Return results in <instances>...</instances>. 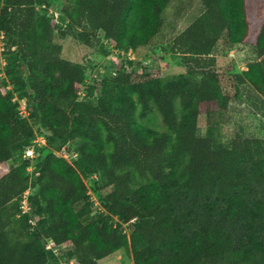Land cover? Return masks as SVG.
I'll return each instance as SVG.
<instances>
[{
  "label": "trees",
  "instance_id": "trees-1",
  "mask_svg": "<svg viewBox=\"0 0 264 264\" xmlns=\"http://www.w3.org/2000/svg\"><path fill=\"white\" fill-rule=\"evenodd\" d=\"M47 1L0 0L12 56L6 75L32 98L31 120L49 132L33 163L25 150L34 127L0 86V264H101L127 246L135 264H264V137L239 133L226 145L216 133L244 83L264 96V9L254 40L259 58L247 69H227L216 53L249 36L247 1L202 0L204 11L174 39L181 63L200 77H152L148 68L140 77L130 60L100 74L92 101L80 98L87 65L51 51L56 24L72 26L82 44L103 31L115 48L137 51L159 33L170 0H66L58 18L40 13ZM151 101L168 130L135 121L137 104L146 112ZM201 113L206 135L198 134ZM69 141L80 152L76 164L54 152ZM95 172L105 210L95 208L84 180ZM31 188L37 192L23 212ZM50 239L72 248L59 255ZM56 257L64 261L52 263Z\"/></svg>",
  "mask_w": 264,
  "mask_h": 264
},
{
  "label": "rangeland",
  "instance_id": "rangeland-1",
  "mask_svg": "<svg viewBox=\"0 0 264 264\" xmlns=\"http://www.w3.org/2000/svg\"><path fill=\"white\" fill-rule=\"evenodd\" d=\"M248 8V19L250 21V33L246 40L242 43L233 45V56L228 52L226 47L229 43L220 44L216 53L224 58L222 64L232 71H243L248 68V63L259 58L256 46L254 43L255 36L258 30L259 10L264 9V0H246ZM66 0H48L46 3L38 4L40 13H46L49 16L56 17L60 15ZM205 5L202 0H170L166 5L162 19L163 24L159 33L148 44L140 46L137 51L123 50L115 48L112 42L104 37V32L99 31L96 36H93L89 45L82 44L73 33L72 26L66 27L62 23H57L52 33V42L54 47L51 49L53 55L69 59L73 62L86 64L90 69L87 80L81 88L80 98H88L96 101L98 93H100L103 83V78L100 74H110L122 62L128 64L133 61L136 73L142 77L145 68L152 77L170 78L178 75H186L198 77L188 71V67L181 63L182 54L174 46L175 37L185 30L192 22L204 11ZM7 38V37H6ZM5 48H0V72L2 71L3 63H10L12 60L11 53L8 49V41L5 40ZM232 59L228 62L226 59ZM25 77H28V69L24 70ZM200 77V76H199ZM97 84V90L90 96V86ZM7 84L9 90L14 94L13 100L26 99L29 118L36 135H49L48 130L40 124L34 122L30 118L29 106L32 105V98L29 94H25L20 86L14 85L7 79L0 76V86ZM29 89V88H28ZM29 93H32L29 90ZM19 106L20 103L18 102ZM151 108L146 112L141 111V104H137L135 112V121L142 128L155 129L157 131L168 130V127L159 111L156 103L151 101ZM18 106V110H19ZM231 118L218 130L217 137L224 144L229 145L233 137L237 134L250 136L264 137V96L249 82L241 86V93L238 97L230 101ZM180 109V103H178ZM20 114V112H19ZM21 116V115H20ZM22 117V116H21ZM47 130V131H46ZM207 133V114L201 113L198 122V134L206 135ZM9 163L13 164L12 160ZM112 188L106 187L103 192H108ZM30 193H36L37 189H29ZM80 204L77 205L80 208ZM131 228V225H128ZM71 246L58 245L57 252L63 255L71 249ZM64 259L55 258L52 263L62 262ZM101 264H135L134 254L131 246L122 248L113 254L100 259Z\"/></svg>",
  "mask_w": 264,
  "mask_h": 264
},
{
  "label": "built area",
  "instance_id": "built-area-1",
  "mask_svg": "<svg viewBox=\"0 0 264 264\" xmlns=\"http://www.w3.org/2000/svg\"><path fill=\"white\" fill-rule=\"evenodd\" d=\"M56 17L57 18L59 17L58 13H57ZM5 40H6V33L0 27V48L1 49L5 48L4 47L5 46ZM230 54L233 56L234 51L231 50ZM6 64H7L6 62L3 63V67H2V71L0 72V76H2V78H5L8 80V77H7L6 72H5ZM16 99H17V97H16ZM18 102L20 103V106H19L20 115L22 117H27L29 114V111H28L26 99H19ZM44 145H47L46 144V136L43 134H38L36 136V138L33 140V143L31 145L27 146V148L25 150L26 156L28 158H30L31 160H33V163H34L35 160L37 159V156H38L37 151H36L37 146H44ZM54 152L57 155L66 158L68 161H70L73 164H76V161L78 160L79 154H80L78 146L74 141H69L66 145H64L62 147V149H56V150H54ZM33 163L31 164V166L28 167L29 170H32L34 168ZM84 180L86 182V185L88 186L90 198H91V201L94 202L95 208L97 210H105L104 206L102 205V203L100 201L98 191L95 188L97 183H99L102 180L101 173L95 172L93 174L85 176ZM29 195H30V191L28 189L23 194V199L21 201V203H22L21 208H22L23 212H29V210H30ZM38 219H39V216L34 215L30 219L31 224L35 225L37 223ZM124 226H125L126 231L129 233L130 228H128V225L124 224ZM47 247L53 248L55 250V252L58 253L57 252V246H54V241L52 239L49 240ZM71 262L74 263L73 260H71Z\"/></svg>",
  "mask_w": 264,
  "mask_h": 264
}]
</instances>
